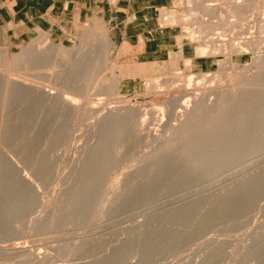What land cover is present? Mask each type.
I'll return each instance as SVG.
<instances>
[{
    "label": "rangeland",
    "instance_id": "374dc122",
    "mask_svg": "<svg viewBox=\"0 0 264 264\" xmlns=\"http://www.w3.org/2000/svg\"><path fill=\"white\" fill-rule=\"evenodd\" d=\"M196 1L158 12L172 45L145 59L119 50L100 16L0 46L6 82L84 93L72 115L23 93L1 111L2 161L36 192L3 164L0 264H264V0ZM104 32L109 63L78 77L77 58ZM38 39L58 45L57 66L29 69Z\"/></svg>",
    "mask_w": 264,
    "mask_h": 264
},
{
    "label": "crops",
    "instance_id": "0c3cea01",
    "mask_svg": "<svg viewBox=\"0 0 264 264\" xmlns=\"http://www.w3.org/2000/svg\"><path fill=\"white\" fill-rule=\"evenodd\" d=\"M172 5L173 0H0V46L11 47L30 31L71 35L100 16L110 22L119 50L145 59L171 47L157 14Z\"/></svg>",
    "mask_w": 264,
    "mask_h": 264
},
{
    "label": "bare ground",
    "instance_id": "6f19581e",
    "mask_svg": "<svg viewBox=\"0 0 264 264\" xmlns=\"http://www.w3.org/2000/svg\"><path fill=\"white\" fill-rule=\"evenodd\" d=\"M196 2L203 3L205 1L204 0H199V1H196ZM241 6L240 5H237L236 6L237 9L233 6V8H235V9L231 10V14L230 13L229 14L230 15L233 14L234 16H236L235 18H237V17H241L242 18V11L240 10V8H242ZM210 7L211 6H205L204 11L205 12H207V11L211 12L213 10V8H210ZM243 18H245V17L243 16ZM203 29H204V31L206 30L208 32H211L215 28L213 26H209V27H203L202 30ZM204 31L202 33H204ZM98 35L97 36L96 35L94 36V40H95L94 41L95 43L93 44V47L94 48H92L91 50L90 49L89 50H86L85 52L80 51L82 53H80L79 57L77 58L76 65L74 64L75 67H76L75 70L78 71V73H77V76L78 77H79V75H81V76L83 75V76H87V77H92V76H94L95 72L98 71V68H100V66H104V65H107L109 63L108 55H109L110 50H111V43L109 41L108 36L105 34V32L103 34H101L100 36H98ZM38 38H40V37H38ZM88 38H89V35H88ZM221 41H224V40L222 39ZM246 41L248 43V39L247 38H246V40L244 42L246 43ZM35 42L38 43L37 46L32 47V48H30V49H28L26 51V53L28 54L27 60L29 61V66H28L29 69L30 70H31V68H33V69H37V68H41V69H43V68H45V69L49 68V69H51V68L57 66L56 65L57 56H58L59 52H61L60 51V48L58 47V45L53 44V43H50L51 41L50 42L47 41L45 43H42L41 42V39H38V41L36 40ZM216 43L217 42H215V44ZM211 44H212V40H211ZM215 44H212V46L215 47ZM81 45H82V43H81ZM220 45L218 46V47H220V50L225 51L227 49V46L225 44H223V46L221 45L222 47ZM233 47H235V46H233ZM233 47H232V49H233ZM228 48H229V46H228ZM238 48L241 49L240 47H238ZM232 49H230L229 51H231ZM214 50H217V49H214ZM218 50H219V48H218ZM233 52H234V50H233ZM4 53H5L4 50H0V54H4ZM258 56L260 57V55H258ZM253 58H252V60H253ZM258 59L260 61L256 62V64L257 65H260V64L263 63L262 65H264L263 58L261 59V57H260ZM15 60L18 61V63H19L17 69L18 70L23 69V66H22L23 61H19L17 58ZM76 71H75V73H76ZM46 75H47V77L50 80L54 81V82L51 81L52 82V85L54 83V85L56 84L58 86V83L56 81L57 79L55 78V76H52V74L49 75L47 73H46ZM61 88L62 89L64 88L62 93L61 92L60 93L53 92L52 90L51 91L53 93L50 90L49 91L48 90L47 91L46 90L45 91L44 90L43 91L30 90V89H27L26 86H23V84L17 82V80H14V79L9 78V80L7 79V82H6V79L4 78V76L2 74H0V119H1V111L3 109H8L9 108V104L12 101V99L15 96H17L18 94H20V93H23V94H26V95H30V96L37 95L38 99L40 100L39 102H42L44 104H48L54 110H62L63 112H67L68 115H70V114L72 115L73 111L76 109V105H75L76 102L74 101L75 96L80 97V96L84 95V93H83V91L81 89V86H79L78 83H76V82H73L71 84H68L67 86L64 83V85L61 86ZM73 96H74V99H73ZM82 98H83V96H82ZM193 108H195V107H193ZM191 109L188 108V107H185L184 110H186V111L184 113V116L186 118L190 115V113L193 114L191 112ZM125 110L126 111L132 110V108L129 109V107H128V108H125ZM2 116L4 118H6L7 114L4 113ZM211 116H213V115H211ZM241 125L244 126L246 124H244V123L241 122ZM239 126H240V124H239ZM7 130H8L7 129V122L6 123L4 122V126L2 127V129H0V141H5V137L8 134V131ZM153 139H155V138H153ZM236 149H239V147L237 146ZM2 153L5 155V153L3 151V148H0V169H1L2 166L5 167L4 165L11 166L13 168V171H14L13 180L14 181L16 180V182H18V183L19 182L22 183V185L25 187V189L27 190V192L29 190L30 191H33V193L36 192L35 185L30 180H28V178L26 176H20L19 168H18L17 164H15L14 162H12L13 160L12 161H10V160L8 161L6 159L7 162L6 161L5 162L2 161V157H1V154ZM37 197H39V195ZM153 216H155V215H153ZM16 249H18V250H24V251H27L28 250V249H22V248L21 249L16 248Z\"/></svg>",
    "mask_w": 264,
    "mask_h": 264
}]
</instances>
